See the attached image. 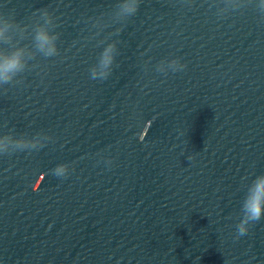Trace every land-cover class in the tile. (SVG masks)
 <instances>
[{
  "label": "water",
  "instance_id": "water-1",
  "mask_svg": "<svg viewBox=\"0 0 264 264\" xmlns=\"http://www.w3.org/2000/svg\"><path fill=\"white\" fill-rule=\"evenodd\" d=\"M117 3L0 0L22 23L47 9L60 33L58 56L38 55L21 83L0 88V131L53 138L30 156L0 158V264L245 189L264 173V23L255 12L221 21L202 0H141L135 16L96 35L92 21ZM113 41L112 74L90 79ZM173 58L187 68L155 71ZM102 157L114 164H97ZM60 163L72 167L67 179L49 171Z\"/></svg>",
  "mask_w": 264,
  "mask_h": 264
},
{
  "label": "clouds",
  "instance_id": "clouds-1",
  "mask_svg": "<svg viewBox=\"0 0 264 264\" xmlns=\"http://www.w3.org/2000/svg\"><path fill=\"white\" fill-rule=\"evenodd\" d=\"M183 3L184 0H181ZM141 0H118L114 10L107 19L102 15L92 21V28L98 29L95 33L100 35L104 29L113 24H120L128 18L133 17L139 11ZM207 10L217 20H226L235 15H243L251 9L255 12L260 23H264V0H202ZM35 19L31 23H22L15 19V14L0 12V88L5 85L21 83L18 79L23 73L38 65L30 63L37 56L49 59L59 55L57 41L60 33L55 31L59 25L56 18L47 9L37 10L33 13ZM121 28H116L113 35H119ZM101 44L104 41H100ZM118 41L107 43L99 55L98 61L89 69V78L104 81L113 72L116 57L119 55ZM187 68L179 58L161 60L155 71L167 77L169 72L175 74L183 72ZM7 91V89H4ZM0 131V158L14 157L24 153L32 155L44 149L52 136L44 131L32 134L17 133L15 128ZM101 156V153H97ZM191 159V157H188ZM103 163L110 168L114 164L111 157H102L97 164ZM72 167L69 163H60L50 169L51 175L64 180L70 175ZM264 219V173L256 175L247 184L244 197L241 202L240 219L236 224V239L244 237L249 232L250 225L256 224ZM199 257H197V260Z\"/></svg>",
  "mask_w": 264,
  "mask_h": 264
}]
</instances>
